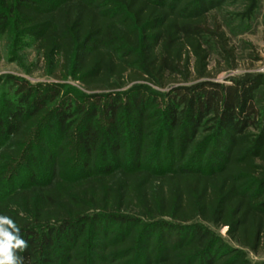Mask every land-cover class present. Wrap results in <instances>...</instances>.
I'll return each instance as SVG.
<instances>
[{
    "label": "trees",
    "instance_id": "obj_1",
    "mask_svg": "<svg viewBox=\"0 0 264 264\" xmlns=\"http://www.w3.org/2000/svg\"><path fill=\"white\" fill-rule=\"evenodd\" d=\"M261 1L0 0L12 61L55 79H0L24 264H264V71L217 78L262 60L222 20Z\"/></svg>",
    "mask_w": 264,
    "mask_h": 264
},
{
    "label": "rangeland",
    "instance_id": "obj_2",
    "mask_svg": "<svg viewBox=\"0 0 264 264\" xmlns=\"http://www.w3.org/2000/svg\"><path fill=\"white\" fill-rule=\"evenodd\" d=\"M240 8V3L230 4L227 7L230 11H238ZM222 20L228 35L231 37L232 43L238 48L244 47L246 43L253 44L258 53L261 55L262 60L255 62L253 65H250L247 61L242 62L237 70L223 71L217 78L220 81H225L230 75L237 74L248 69L264 71V0L261 1L260 9L252 21H240L239 19L233 17H222ZM19 48L20 52L21 47L19 46ZM25 52L28 54L25 65L21 66L15 61H12V58L8 54L5 46V39L0 36V79L6 75H15L27 79L33 84L48 83L55 80L44 72L42 63L35 59V53L31 47L28 46ZM212 66H214V60L212 61ZM68 83L75 87L83 88L79 82L72 79L68 80ZM163 168L170 169V162H165ZM226 231L227 228H221L219 230L220 234L224 238L228 239ZM248 257L253 263H260L264 261V254L257 255L249 252Z\"/></svg>",
    "mask_w": 264,
    "mask_h": 264
},
{
    "label": "clouds",
    "instance_id": "obj_3",
    "mask_svg": "<svg viewBox=\"0 0 264 264\" xmlns=\"http://www.w3.org/2000/svg\"><path fill=\"white\" fill-rule=\"evenodd\" d=\"M28 242L20 234V226L10 216L0 215V264H24Z\"/></svg>",
    "mask_w": 264,
    "mask_h": 264
}]
</instances>
